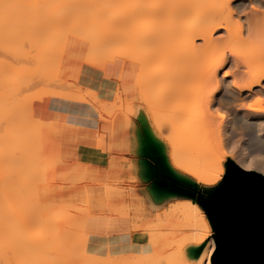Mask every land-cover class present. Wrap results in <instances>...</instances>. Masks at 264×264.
Wrapping results in <instances>:
<instances>
[{
    "label": "rangeland",
    "instance_id": "rangeland-1",
    "mask_svg": "<svg viewBox=\"0 0 264 264\" xmlns=\"http://www.w3.org/2000/svg\"><path fill=\"white\" fill-rule=\"evenodd\" d=\"M39 1L41 2V0H39ZM82 1L81 0H70V3H72V4L74 3V4H77L76 6H79L78 10L80 12H78V13H80L79 15L81 18L82 25L85 26L87 23L86 22V20H87L86 14L87 13H84V11L88 9L87 8L88 5L86 4L87 3L86 0H85L86 2L83 1V3H81ZM89 1L90 0H88V3H89ZM97 1H100V0H97ZM97 1L94 0L96 5L98 3H101V2L103 4V2L105 0L104 1L101 0L98 3H97ZM108 1L111 3L110 0H108ZM113 1L114 0H112V2ZM133 1H136V0H132L131 2H133ZM25 2L29 3V0H26ZM131 2L129 0V3H131ZM90 3H91V1H90ZM106 4H107V2H106ZM36 5H40V3H38ZM92 5H93V2L91 3V6ZM97 6L100 7V5H97ZM88 7H90V5ZM102 9H104V8L102 7ZM113 9L119 11L117 8H113ZM96 10H97V8L93 12V9H92L91 12H93L95 14ZM98 10H97V12H98ZM249 10H251V9L248 8L247 12H249ZM87 12H88V16H89L90 13L88 10H87ZM250 13H251V11H250ZM9 14L10 13H8V15H6V17L10 16ZM249 14H248V16H249ZM76 16L79 19L78 14H76ZM90 16L87 18H90ZM2 17H3V15L0 12V22L5 24L6 26L8 24L11 25V23H12L11 20L8 23H5L4 21H2V19H4ZM71 17H73V15L70 16V18L68 20H71L72 19ZM146 17L150 18V19L152 18L151 20H152L154 25L158 24L159 19L162 18L160 16H156V17L146 16ZM21 18L22 17H19V19H21ZM73 18H74L73 20L76 21V23H77L78 19L76 18V20H75V15ZM8 20H9V18L5 19V21H8ZM140 20H142V18L138 19V21H140ZM161 20H160L161 24H163V25L168 23V20H164V18H162ZM87 21H90V20L88 19ZM92 22L93 21L88 22V23H92ZM98 22H100V21L96 20L95 24ZM141 22H142V24L139 23L142 25L141 28L148 26V23L145 22V19L142 20ZM72 23L74 24V22H72ZM79 23H80V21H79ZM73 24H72V27H73ZM104 24H105V21L102 20L100 23L96 24V26L98 27V25H100L104 29V27H105ZM5 25H2V26L5 28ZM68 26H71L70 22H69ZM8 29H9V27H8ZM69 30L70 31L64 40L63 47L61 46L62 35H60V37H57V38H59V43H60L59 45H60V47H62V49L59 47L61 49L60 58L58 57L59 60H57V63L55 62L57 67H55V69L52 68L53 69L52 72L56 71L55 76H57L56 77L57 79H55V80H59V82L56 81L57 83H55V81L53 79L54 75H52L53 78L49 77V80H47V82H49V85L47 84V82H45V79L47 77L45 79H42V78H44V77H42V76H44L43 73L47 74L48 76H51V73H52L51 72V64H50L51 60H49L50 58H48L47 54H46L45 58L43 59L44 60V62L42 64L43 68L40 67L41 65L39 66L42 69V70L40 69L41 72L39 73V77L37 76L38 78L35 77V79H34L36 82V85H34L35 87L32 86L34 88L31 87V89L29 88L28 90H24L25 91L24 93H23V89H21V92H20V90H17L20 93L14 90L16 88L20 89V88H23L24 86L26 87V84H28L29 80L26 83L24 82L25 85L22 87L21 86L20 87L15 86L16 88L13 89L12 88L13 86H12L11 87L12 89L9 88L11 90V92L15 91V93H8V95H10V96L12 95L14 98H15V96H17L16 99L19 96L20 98H22V100L25 98L24 100L26 101V97L23 98L24 95L31 96L33 94L31 97L34 96L30 100L31 104H30V107H28L29 110L26 109L27 113L25 112L27 117H28L27 120L24 119L25 123H27L26 124L27 126H25V128L20 127V128L24 129L23 131L19 130L22 132V133L20 132L21 133L20 135L23 138V141L28 139V142L27 141L26 142L29 144V146H32L31 149L26 150V153L28 155V159H25L26 162L23 159H22V161H24V163H22V161H21L22 165L24 164V168H22L24 170V175H23V170H21V168H20L19 173H21L23 175L22 176L20 174L22 176V178H24V176H27L28 178L32 179V182H30L29 179L25 177L24 178L25 180H23L24 183L21 181V183L24 184L21 187L22 184H20V185L15 184V181H16V179H15L14 183L12 182L14 184V187L11 190H13L14 188H16V189L22 188L23 191L20 192V194L17 193L16 191H14V194H15V192H16V194H19L18 197H20V198L18 200L24 201L23 195L26 193V194H28L27 199L25 198L26 200H30V202L38 201L40 204H42V207L45 208V210L46 209L48 210V212L51 215L52 214L54 215L57 211L59 212L58 213L59 215H61V212L72 214L70 218L62 219L61 221H59V225H58L57 229L60 228L59 230L61 231L62 235L60 236L61 240L60 241L57 240L58 242L56 243V250L53 252V260L56 262V264H86V235L88 237H91V239H92L91 243L88 244V246H89L88 247V252H89L88 254L90 256L94 257L95 259L102 260L104 258L103 257L104 253L105 252L108 253L106 248L107 247L110 248L111 258H110V262H107L106 264H110V263L111 264H149L152 260H154L156 258H162V257H170V258H174V259H176V258H182L183 259L184 258V260H185L184 252L186 249H188V248L192 249L194 247L193 242H194L195 237H196V232H195V226H194L193 222L188 221L186 216H185V213L182 211H184L183 206L185 204H190L196 199L191 198V197L182 196V195H165L162 197H158L153 193L152 180L149 179L145 174L146 166H145L144 161H143L144 156L138 152L139 134H142L145 132V130L146 131L148 130L151 133L152 138L156 139L162 145L164 154L167 158L168 164H170V167L172 169H174L181 176L197 183L199 190L212 189V188L216 187L223 180L224 175L226 173V170H225V173L221 176V178L217 179L214 182H207L205 179V174H204L203 169L199 170V169H196L195 167H186L184 164H182L184 162V160L179 162V160H181V157H180L181 155L178 156L179 154L176 152V148L178 147V145L177 146L174 145L172 143V141H170V138L167 137L166 132L165 131L163 132V130L155 122L156 121L155 118H156L157 113H158L157 109L149 107L147 104H145L144 101L141 100V93L139 92L140 90H137L136 87L135 88L133 87L136 84L129 82V80L134 81V78H135L134 82H136V79H138L137 73H139V74L141 73V72H139L140 69L137 68L138 66H136V67L131 66L130 63H129V66L131 68L128 65L126 66L125 60L123 58L116 57L113 60L111 59L112 57L116 56L117 53L121 52L120 49L123 47L122 43L120 44V45H122L121 48L117 47V45H116V47L115 46L111 47L112 44L107 43V45H109V47L111 48V50H110L111 54H110V52H106L108 54L107 55L106 53L102 52L104 55H107V56L106 57L104 56V61L98 62V61L86 58V56H88V51H92V52L95 51V49H92L93 46H91V50H90V48H89L90 46L88 45L86 40L83 38V36L78 35V33L74 34L73 31L71 33L72 29H69ZM104 30H106V29H104ZM104 30H103V32H104ZM118 31H120V30H118ZM89 32H90V30H89ZM125 33L127 34V32H125ZM96 34H97V31H96ZM99 34L102 36V32L99 31ZM93 35H95V34H93ZM224 35H225L224 30L221 29V30H218V32H216V34L214 36L215 37H221ZM126 36L123 38L124 40L123 39L119 40V41L123 40L122 41L123 44H125V42L127 41L126 49L122 48L123 50L121 53H123V54H127L129 52V50L130 51L134 50V49L131 50L130 48H134V46H135L134 42H133L134 40L130 39V37H128V35H126ZM95 37H97V36H95ZM24 39L27 40V38H24ZM97 39H99V36ZM53 41L54 40H51V42H53ZM99 41L100 42L97 41V43H103L101 40H99ZM153 41H155V40H153ZM118 42L116 44H118ZM197 42H201V40L200 41L198 40ZM92 43H94V42H92ZM113 43H115V41ZM151 43L152 42H148V40L146 42H143V44L147 47H151V45H150ZM56 44H58V43H56ZM152 44L155 45L156 42H153ZM95 45H94V48H95ZM141 45L135 46L136 47L135 50L137 51L136 55H142L144 53V51L146 50L147 47L144 50ZM0 46H1L0 49L2 50V46H3L2 43L0 44ZM23 46H24V44H23ZM26 47H30V46H28V44L25 43V46L22 47L23 50H25ZM57 47H56V49H58ZM96 47L99 48L98 45ZM231 47H233V46H231ZM97 48H96V50H97ZM124 48H125V46H124ZM60 49H58V50H60ZM115 49L119 50V51L115 52ZM227 49H229V48H227ZM1 50H0V56L2 55ZM7 50H9V49L7 48ZM26 50H27V48H26ZM26 50H25V52L22 53V55H26L28 53V50L27 51ZM101 50H100V52H101ZM124 50L126 53L123 52ZM2 51H4V49ZM33 51L37 52L38 55L40 53V52H38V50L36 48L33 49ZM33 51L31 50V52H33ZM112 52L115 54H113ZM5 53H6V49H5L4 54ZM10 55H12V54H10ZM10 55H9L7 61L5 60V58L7 56L5 58L3 56H1V58L3 57L6 64L7 63L9 64V66H7L8 64L5 66L4 65L5 63L0 62V63H2V64H0V70L2 71L1 74L3 76H4V74H7V75H5L7 77H9L8 75L10 74L11 70H9L8 72H5L4 69H5V67H7V69L10 67L9 59L12 57ZM164 55H165V58L169 56V54H166V53ZM214 55H215V53L212 52V53L208 54L207 57L211 58ZM16 56H18V54ZM48 56H49V54H48ZM30 57H32V56H30ZM20 58H21V56H20ZM12 59H10V60H12ZM18 59L19 58H16V60H18ZM33 59H34V62L37 63V57L35 58V56H34ZM159 60H161V59H158V62H159ZM0 61H1V59H0ZM30 62H31V60H30ZM16 63H14V64H16ZM19 63H20V61H19ZM21 63H22V61H21ZM25 63H27V62H25ZM28 63H29V61H28ZM33 64L34 63H31L32 66H33ZM91 64H94L97 67H101V68L106 69V70L110 69V68L113 70V73H109V76H111L110 80H109L111 82L110 87H103V83H104V81H106V78L108 77L107 73L109 71H104L102 69H99V68L91 65ZM11 65L13 66V62ZM83 66L92 67L100 73V81L98 84H95L92 86L91 85L86 86V84L81 82V80H80V74L81 73L80 72L83 69ZM226 66L227 67L225 68V70H227V71L233 70L232 72H234L235 68H232L231 63L226 64ZM22 67H24L23 64H22ZM28 67L31 68L30 65ZM34 67L36 68V66H34ZM127 67L129 70L126 69ZM156 67L158 68L159 64ZM221 68H224V66L219 68L218 76L223 80V82L225 81L224 86H223L224 91H227L229 89L228 91L235 92L236 90L233 91L235 88L231 85L232 75L229 72V77H224L222 75V73L220 72ZM142 69H143V71H145V74H146L155 68L152 67V69H151V66H148L147 68L142 67ZM134 70H136L138 72H136ZM236 70H235V72H236ZM123 71H125L126 73L129 74V75L126 74V77H130L129 79L126 77L124 78L125 72H123ZM129 71H130V73H129ZM122 72L124 73V75H122ZM133 74H135L136 76L134 75L135 76L134 77ZM121 76H122V78L119 79V77H121ZM32 77H30V78H32ZM131 77H132V79H131ZM122 79L127 80L129 83H127V85H126V82H125V84H124L123 83L124 80H122ZM43 81L49 86L46 88V90L49 88L54 89V86L56 85L58 90L60 89L59 91H61L62 93L64 92V94H66V96H65L66 98L58 96V94H60V93H58L57 96H55L56 94L50 95L49 91L51 89L48 90V93H49L48 95L47 94L44 95V92H45V90H44L45 86L44 85L45 84H43L44 83ZM6 82H7V80H6ZM35 82H34V84H35ZM229 83H230V87H227V84H229ZM10 84H8V85H10ZM21 84H23V83H21ZM31 84L32 83L30 82V85ZM130 84H133L131 87H133L134 90H130V87L128 89L127 86H130ZM120 85H121V88H120ZM261 85H262V87L264 86L263 83ZM2 86L3 85H1V87ZM6 86L7 85H5V87ZM27 87H28V85H27ZM125 87L127 88V90L125 89ZM158 87L159 86H157V88ZM57 88L55 90H57ZM122 88H124V89L122 91H120V89H122ZM157 88H155V89L157 90ZM24 89H26V88H24ZM124 90H126L125 93L123 92ZM7 91L6 90H4V91L0 90V94H3L5 97L6 96L5 94ZM137 91H138V93H137ZM119 92H121V95L119 94ZM52 93H54V91ZM70 94H71V96H70ZM124 94L129 95V97L126 96V99H125V96H123ZM73 96L75 97L74 98L75 100H73V98H72ZM195 98H197V97H195ZM1 99L3 100V97ZM1 99H0V101H1ZM13 99H11V101ZM16 99H14V102H17ZM27 99H28V97H27ZM125 100H126V102H124ZM11 101L9 100V103ZM18 101H20V100H18ZM27 101H29V99ZM127 101L128 102L134 101L135 106H133V109L136 108V110H135L136 112L130 116L126 115V112H124V108L126 111V108L128 107ZM38 102H42V103L48 104V105H50L51 102H54V103H57L62 108H64L65 110L67 108V103L80 104L81 108H79V109L69 108V110H71L68 112L69 115L64 113V114L59 115V116H54L53 114H50L47 110H43L42 112L38 111L35 108L36 105L38 104ZM0 103H1L0 104V108H1L2 103H5V102L3 100V102H0ZM6 103H8V102H6ZM18 103L20 104V102H18ZM125 103H126V105H125ZM16 104H14V106ZM5 105L8 106V104H5ZM11 105L12 104H10V106ZM23 105L21 106V108L18 106L19 109L17 108L18 110H15V111L21 110L20 111V113H21L22 109H23L22 108ZM12 108H13V106H11V109ZM11 109L6 108L4 110V108H3L4 112H7V114H8V116H6V117H9V116L15 117L14 116L15 113L12 115L13 112L12 111L10 112ZM184 109L187 110V114L197 115L199 117L204 111L203 104L198 99H194V98H193V101L191 100L188 103V105L185 106ZM234 109L235 108H233V107L225 106L224 111L226 113H229V112L232 113V111ZM130 110H132V109H130ZM170 110H172V108H167L165 112L170 111ZM0 111H1V109H0ZM242 111H249V110H248V108H244V109H242ZM123 112H124V114H123ZM0 113L4 114L2 112H0ZM75 113H76L77 117L74 119L70 115L75 114ZM17 115L18 114H16V116ZM0 116H1V118H3L2 116H5V115H0ZM23 116H24V113H23ZM138 116H139V118H138ZM6 117H4V119H6ZM18 117H20V116H18ZM24 117L26 118V116H24ZM90 117L93 119L88 120ZM1 118H0V120H1ZM85 118H86V121H85ZM128 118H129V120H128ZM4 119H2V121H0V122L4 123L6 125L9 124L8 122L5 123ZM12 119H14V118H12ZM15 119H16V117H15ZM39 119H42L43 121H40ZM198 119L192 120L190 122V124H189L190 128L193 129L195 127L200 126ZM18 120H20V118ZM111 122L115 123V129H114L113 133H110L111 127H108L109 125L111 126ZM2 123L0 124V137L2 135L1 133H3V135H4L5 130H7V129H4L5 125H3ZM14 124L12 125V127L14 126ZM107 124H109V125L106 126ZM155 124H156V126H155ZM22 125H25V124H22ZM17 126L19 127V125H17ZM12 127H10V129H9V130H11L10 135H9L10 137H7V139H6L8 141V143H10L9 144L10 146H7L8 143L5 144L6 141H5V143L3 142V144L1 142L0 143L2 146V147H0L1 149L2 148L5 149L7 147L11 148L12 145L14 146V144H16L15 143L16 141L14 142V144L12 143L13 140H11V136H14L18 130L16 131L13 128V130L16 132L15 133L14 131H12ZM157 127H159L162 131L160 129H158ZM6 133L9 134V132H7V131H6ZM163 135H165L166 137ZM262 137L261 138L263 140L264 136H262ZM3 138H6V137H3ZM249 139L250 138L248 136H246L242 133H237L236 135H233L230 140L220 141L218 139L217 135L213 132V129H210V127L202 126L201 127V136H200V139L197 143V146H196L197 150L196 151L198 152V154L200 152H204V153H207L208 155H210L212 157H213L214 153L216 155L217 154H223L224 155V167H225V169L227 168L228 162L230 160H233L236 164H238L239 166H241L244 169L254 170V171L260 172L264 175V170L262 168V164L264 162V146L259 145L261 148L260 149L259 146L257 145V143L255 142V140H253V139L249 140ZM18 140L21 141L20 138ZM1 141H2V139H1ZM219 141L221 143H219ZM87 143L92 145L94 148L86 150V158H83L81 156L79 158H76L75 153H73V152L79 151V149H78L79 145H84ZM255 144L258 146V149H257V146ZM3 146H5V148ZM20 146H22V145H20ZM19 147L17 146L15 148L18 149ZM10 148H8V149H10ZM180 149L181 148H179V150H178V148H177V151H179V153L186 150L185 149V150L181 151ZM12 150L13 149L2 150L3 152L0 153L2 155V157H1L2 161L0 160L1 161L0 162L1 163L0 164L1 170H3V168L5 167L6 170L5 169L4 170L9 171L7 168H10L11 163L9 162L10 166H8L9 163L7 165H4L7 160H10L15 165L18 164V163H15V159L17 158V155H15L16 157L13 156V154H15V153L12 154ZM189 150H191V149H189ZM193 150L194 149H192L191 154H190V152L189 153L188 152L181 153V154L185 155L188 153L193 158V155H195L194 152L197 153L195 150L194 151ZM16 151L19 152L18 155L19 154L22 155L23 153H25V152H22V150L21 151L16 150V149L13 150V152H16ZM246 152H247V154H245ZM97 153H101L104 155L105 159L103 161L101 160L103 162L104 166L94 165L96 162V159H94L93 156ZM198 154L196 156L200 157L201 153L199 155ZM21 155H19L18 157H20ZM190 155L188 157L191 158ZM24 157H26V156H23L21 158H24ZM21 158H18L19 161L21 160ZM183 158H185V156H183ZM190 158L185 159V161L186 160L188 161ZM193 162H194V160H193ZM196 162H197V159H196ZM196 162H194V163H196ZM250 163H251V167H246L244 165V164L250 165ZM6 166H8V167H6ZM20 167H21V165H20ZM12 168H14V166ZM15 168H19V165H17ZM10 170H12V169H10ZM18 171H19V169H18ZM13 173H14L13 177L15 175L17 177V174L19 175V173L17 171L13 172ZM3 175L0 174V176H3ZM6 176H8V173L6 174ZM6 176H3V177L6 179ZM10 177L9 178L12 181V176L10 175ZM16 177H14V178H16ZM22 178L19 179L17 177V179H19V180H21ZM2 181L0 182V189L3 188L2 186L5 183V181H4V183ZM8 181H10V180H8ZM12 183H11V185H13ZM11 185H9L7 187L10 188ZM5 186L6 185H4V187ZM24 190H25V192H24ZM103 190H104V192H103ZM0 191H2V190H0ZM9 191H10V189L8 191L6 190L5 192L9 193ZM19 191H21V190H18V192ZM102 194H103V196H102ZM2 195H3V193H1V196ZM5 195H7V194H5ZM15 196L17 197V195H15ZM15 196L14 197L11 196V200L13 202L9 201L8 198L4 199V200L9 201V205H10L12 210H13V207L17 208V206H14V205L20 202V201H17L16 199H14V198H16ZM29 196H30V198H29ZM3 197H4V195H3ZM101 200H102V204H101ZM38 202L36 204H38ZM2 203H1V207L3 206L4 208H7L9 206L7 202H5V204H7L8 206L3 205ZM10 203H12V204H10ZM23 203L25 204L26 201ZM28 204H30V203H28ZM198 204H199L200 209H202V211L206 213V211L203 209V207L200 205L199 202H198ZM11 205H13V206H11ZM60 205H63V206H61L59 208ZM18 206H20V205H18ZM35 206L37 207V205H35ZM1 207H0V210L3 209ZM24 207H25V205H24ZM26 208H28V210L21 212L22 214H24V216L28 215L29 211L37 209L31 205H26ZM58 208H59V210H57ZM7 209H9V208H7ZM42 210L44 211V209H42ZM4 211L6 212L7 210L4 209ZM9 211L11 212V210L7 211L8 217L6 216V218H8V221H10V217H13L14 221L13 222L11 221L9 223L5 222L4 224H5L6 228H5V226L2 225L3 223L0 222L1 228L4 227V230L5 231L7 230V233L6 232L4 233L3 232L4 230L2 232L1 231L0 232H1V234L2 233L6 234V237H8L7 234L11 233V232L8 233V230H10V229H7V227L15 225L14 228L17 229L16 226L19 224L16 222L20 221L21 215H22L20 213V210H18L19 214L17 215L18 219L16 220L17 217L14 215L12 216V214H10ZM86 211H87V213H86ZM5 212H3L4 215L6 214ZM13 212H11V213H13ZM1 213H2V211H1ZM159 213L161 214V216L159 215ZM14 214H15V212H14ZM0 216H1V214H0ZM24 216L22 215V217H24ZM86 216L89 219L87 221H90L93 218L92 219V221H94L93 226L91 225V227H88V226H90L89 224H88V226H86V223H84V222H86L85 221ZM206 217L208 218L207 213H206L205 218ZM6 218L4 219L2 217L0 219L6 220ZM4 220H2V222ZM92 221H90V222L93 223ZM161 221H162V223H161ZM7 223H8V225H7ZM84 224H85V226H84ZM135 224L136 225L138 224L140 226H135ZM141 224H144V225L141 226ZM1 228H0V230H1ZM8 228H13V226L8 227ZM14 228L12 230H14ZM33 228H31L29 230V232L32 234H36L35 232H33V231H36V228H35V230L32 231ZM15 233H17V231ZM4 234H2L1 236H3ZM12 235H13V232H12ZM212 235L214 237L215 231L212 232ZM197 236H199L198 233H197ZM6 237L4 238V236H3V238L6 239L7 241L0 238V264H7L8 261L11 262L9 264H14L15 263L14 259L16 260V263L21 262V261H19V260H21V256H19L20 251L18 252V250H20V248L17 250L16 247L12 246L13 243L11 240L14 238H12L10 240L11 241L10 242ZM16 237H18V235ZM60 237H58L57 239H59ZM106 238H108V244H106V241H105ZM15 240H17V239H15ZM214 240H215V238H214ZM17 241L19 242V240H17ZM18 242H17V244H18ZM192 244H193V246H192ZM10 246H11V248H10ZM92 249H95L96 251H94ZM22 250L25 251L26 253L28 252L27 250H24V248ZM91 251H94V252H91ZM23 254H24V252H23ZM27 254H25V255H27ZM31 255H32L31 257H34L35 253L32 252ZM19 257H20V259H19ZM28 257H30V255ZM29 259H27V260H29ZM17 260H18V262H17ZM3 261H5L6 263ZM13 261H14V263H12ZM22 262L19 264H22ZM185 263H186V260H185L184 264ZM24 264H26V262H24ZM35 264H39V263L35 262ZM211 264H212V262H211Z\"/></svg>",
    "mask_w": 264,
    "mask_h": 264
},
{
    "label": "bare ground",
    "instance_id": "bare-ground-1",
    "mask_svg": "<svg viewBox=\"0 0 264 264\" xmlns=\"http://www.w3.org/2000/svg\"><path fill=\"white\" fill-rule=\"evenodd\" d=\"M25 1L26 0H0V12L3 15L2 18H4L2 19V21H4L5 23H8L11 20L13 23V24L11 23V25L8 24L6 26L5 24L0 22V29H1L0 30V41H1L0 44L2 43L3 45L2 50L4 49V51L0 49L1 54H2L1 56H3L4 58L7 56L5 58L6 61L10 54H12L10 55L12 56L10 59L13 58L12 60L9 59L10 67L8 69L7 67H5L4 69L5 72H8L9 70H11L10 71L11 75L10 74L8 75L9 77L5 76L7 74H4V73H3L4 74L3 76L1 74L2 71L0 70V79H1L0 80L1 81L0 90L9 91V92L8 91L6 92L5 97L3 94H0V99L3 97V100L5 102V103H2L1 108H0L1 109L0 112L4 113V114L0 113V115H5V116H2L3 118H1L0 116L1 118L0 121H2L4 117L8 116L7 112H4V110L6 108L11 109V106H13V108L10 110V112L11 111L13 112L12 115L15 113L14 116L16 117V119L13 116L6 117L4 121L5 123L7 122L9 123L7 125L0 122V124L2 123L3 125H5L4 129H7L5 130V134H4L5 136L3 135V133H1L2 135L0 137V143L2 142L3 144V142L5 143V141H6L5 144L8 143L6 139L7 137H10L9 135H10L11 130L9 129L10 127H12L14 123H15L14 124L15 127L14 126L12 127V131L18 130L17 131L18 134L14 131L16 133L15 134L16 136L14 135L15 137L11 136V140H13L12 143L14 144V142L16 141L15 142L16 144H14V146L12 145V147L10 148V147H7V146H10L9 145L10 143H8V145L6 146L7 148H5V146H3L5 149L0 148L1 149L0 153L3 152L2 150H10V149L15 150L16 149V150H19V151L22 150V152H25L23 153L24 155L23 154L22 155L26 156L24 158H21L23 156L19 154L21 156L18 157L19 152L16 151L17 152L16 153V152H13L12 150V154L15 153L13 154V156L17 155V158L15 159V163H18L17 165H19V168H15L17 165L13 164L10 160H7L8 162L6 161L4 165H7L9 162L11 163V166H10V163L8 164L10 168H7L10 172L12 171L11 173L9 171H5L6 170L5 167L3 168V170H1V166H0L1 175L5 173L3 176H6V174L8 173V176H6V179L3 176H0V179H1L0 182L3 180L2 182L4 183L5 181L6 183V184L4 183V185L6 186L4 187L3 185L2 186L3 188L0 189L2 190L0 192L3 193L4 195L3 197V195L1 196V193H0V201H1L0 207H1L2 202H3L2 203L3 205L8 206L9 201L13 202L11 200V196L14 197L15 195H17L18 197L20 192L23 191L22 188L21 189L14 188L15 190L14 189L11 190V189L14 187L13 183L15 179H16L15 184L16 185L22 184L21 185L22 187L24 185L23 184L24 183L23 180H25L24 178L25 177L28 178L27 176H24V178H22V176L24 175V170L22 169L24 168V164L22 165V163H24V161L26 162L25 159H28L26 150H29L32 148V146H29V144L27 143L28 139L23 141V138L20 135L22 132L19 130L23 131L24 130L23 128L27 126L26 125L27 123H25V120H27L28 118L26 113H27V110H29L28 107H30V104H31L30 100L34 96L31 97L33 94L31 96H28V95L26 96L23 94L24 95L23 98L26 97V101H25L24 100L25 98L22 100V98L18 96L19 99L18 98L16 99L17 96H15L14 98L12 95H11L12 97L8 95V93H15V91L17 90H20L21 92V89H23V93H24L25 92L24 90H28L29 88L31 89L32 86L36 85V82L34 79L35 77L36 78L39 77V73L42 70L41 68H43L42 67L43 66L42 64L44 62L43 59L45 58L46 54H47V57L50 58L49 60H51L50 61L51 62L50 63L51 72L53 70L52 68L55 69V67H57L56 63H57V60H59L58 57L60 58L61 49L63 47L64 40L70 31L69 29H72L71 33L73 31L74 34L78 33V35L83 36V38L86 40V42L90 46L89 47L90 50H91V46H93L92 49H95V51L92 52V51L87 50L88 56H86V58H89L91 60H95L98 62L104 61V56L106 57L108 55L106 52H110L111 50V48L109 47V45H107V43H111L112 44L111 47L112 46L116 47L117 45V47L121 48L123 45L122 48L126 49L127 41L126 40H125L126 42L124 41L125 44H123L122 42L124 40L123 38L126 35H128L130 39L134 40L133 42L135 46L137 45L139 46L142 44L141 46L143 47L144 50L147 46H145L143 42H146L147 40L148 42H152V43L156 42L155 45L151 43L150 44L151 47H147L142 55H136L137 51L135 50L136 47L134 46V48H130L131 50L132 49L134 50L132 51L129 50L127 54L121 53L123 50L121 48L120 49L121 52L117 53L116 56L112 57L111 59L113 60L116 57H120L125 60L126 66L127 65L129 66V63L133 67L138 66L137 68H139L140 69L139 72H141L140 73L141 75L137 73L139 77L137 76L138 79H136V82L137 81L138 82L137 83L134 82L135 78H134V81L129 80V82L136 84L133 87L134 88L136 87L137 90H140L139 92L141 93V100H143L145 104H147L149 107L157 109L158 113L155 118L156 120L155 122L163 130V132L164 131L166 132V135L167 137L170 138V141H172L174 145L176 146L178 145L177 147L178 150L179 148H181L180 149L181 151L188 149L187 151L186 150L182 152L180 151L181 153L190 152L191 154L192 149H194L195 151L197 150L196 146L201 136L202 126L210 127V129H213V132L217 135L220 141L230 140L233 135H236L237 133H242L248 136L250 139L255 140L258 146L259 145L264 146V139L262 140L263 138L262 136H264V86L262 87L261 85L262 83L264 84V0H136L133 2H131L132 0H130L131 3H129V0H114L113 2L112 0H110L112 4L108 0H105V1L102 0L105 2V3L103 2V4L102 2L98 3L101 0L100 1L95 0L98 3L97 5H100V7L96 5L94 0H90L91 3L93 2L94 6L93 5L91 6L90 1L88 3V0H86L87 1L86 4L88 6L90 5V7L86 5L88 8L87 10L90 13L89 16L92 14L90 18H87L89 17L88 12L87 10L84 11V13H87L86 19L90 20V21L86 20V22L87 23L91 21L93 22L88 23V24L86 23L85 26L82 25L81 23V18L79 15L80 13H78L80 12L78 10L79 6H76L77 4L70 3V0H41V2L39 0L38 1L29 0V3ZM83 1L86 2L85 0ZM83 1L81 3H83ZM106 2L108 5L106 4ZM38 3H40V5H36ZM102 7L104 9H102ZM96 8L97 10L98 9L99 10L98 12L96 10L94 14L93 12ZM113 8H117L119 11ZM248 8L251 9L249 10V12H247ZM92 9H93V12H91ZM8 13H10L9 15L11 17L10 16L6 17ZM76 14H78L79 19L77 18ZM72 15L73 17L75 15V20L76 18L78 19L77 23L76 21L73 20L74 19L73 17H71L72 18L71 20H68L70 16ZM146 16L148 17L149 16H153V17L160 16L164 18V20H168V23L165 25L161 24L162 18H160L158 21V24L154 25L151 20L152 18L150 19V18H147ZM19 17H22V18L19 19ZM8 18L9 20L5 21V19H8ZM141 18L142 20L145 19V22L148 23V26L141 28L142 20L138 21V19H141ZM96 20L100 22L102 20L105 21L104 29L106 30H104L103 27H101L100 25H98L97 27L96 24L100 22L95 24ZM69 22L71 23V26H68ZM72 22H74V24ZM72 24H73V27H72ZM2 25H5V28ZM221 29L224 30L225 35L221 37H215L214 35L216 34V32H218V30H221ZM98 30L102 32V36L99 34ZM116 30L117 31L120 30V31L117 32ZM96 31H97V34H96ZM125 32H127V34ZM60 35H62V40H61L62 47H60L59 38H57V37H60ZM98 36H99V39H97ZM24 38H27L29 42L25 40ZM120 39H123V40L119 41ZM51 40H54V41L51 42ZM99 40H101L103 43H97V41L100 42ZM198 40L199 41L201 40V42H197ZM114 41L115 43H113ZM24 42L28 44V46H30V47H26L28 50V53L26 55H22V53L25 52L26 50V48L25 50H23L22 48L25 46ZM92 42H94L96 45ZM117 42L118 44H116ZM121 43L122 45H120ZM94 45H95V48H94ZM97 45L99 48L96 47ZM56 47L58 49L60 48L61 49L58 50L56 49ZM7 48L9 50H7ZM35 48L38 50V52H40L39 55L37 52L33 51V49ZM5 49H6L7 54L6 53L4 54ZM31 50L33 52H31ZM117 51L119 50L115 49V52ZM102 52L106 53L107 55H104ZM123 52H125V50ZM212 52H214L215 55L211 58H208L207 55ZM165 53L169 54V56L166 58L164 55ZM17 54L18 56H16ZM1 56H0V59H1L0 62L5 63L4 65L6 66L8 63L6 64L3 57L1 58ZM20 56L22 59L20 58ZM34 56L35 58L37 57V63L34 62V59H33ZM16 58H19V59L16 60ZM158 59H161V60H159L158 62ZM12 62H13L14 67L11 65ZM31 63H34L33 66L31 65ZM229 63H231L232 68H235V70L237 69L236 72L235 70L234 72H232L233 70L229 71L230 74L232 75L231 85L235 88L233 90V91L236 90L235 92L228 91L229 89L227 91H224L223 86H224L225 81L223 82V80L218 76L219 68ZM22 64L24 67H22ZM158 64H159V67L157 68L156 66ZM29 65L31 68L28 67ZM7 66H9V64ZM34 66H36V68ZM148 66H151V69L152 67L155 69H152L149 73L145 74V71H143L142 67L147 68ZM126 69L129 70L128 67ZM123 72H122V75H124ZM55 73L56 71H53L51 73V76H48L47 74L43 73L44 76L42 77L44 78L42 79H45L47 77L45 79V82H47V80H49V77L51 78L54 77L53 79L55 83H57L56 81L59 82V80H55L57 79L56 78L57 76H55L56 75ZM126 74L128 73L125 72L124 78L126 77ZM135 74H133V76ZM52 75L54 76L52 77ZM30 77H32L33 79ZM120 78H122V76L119 77V79ZM126 78L129 79L130 77H126ZM30 79L34 81L32 82ZM122 80H124L123 82L124 84L126 82V85L127 83H129L125 79H122ZM24 82L25 83L28 82V84H26V87L24 86L25 85ZM30 82L32 83L31 85H30ZM45 82L43 83L45 84L44 90L46 92V93L44 92V95L46 94L48 95L49 94L48 90H50L51 88L46 90V88L49 87L48 86L49 82H47L48 85ZM1 85L3 86L1 87ZM5 85L7 86L5 87ZM132 85L133 84H130V86H127L128 89L130 87V90H134V88L131 87ZM15 86L16 87L24 86V87L19 89V88H16ZM157 86L159 87L157 88ZM11 87L13 89L16 88L14 89L15 91L11 92V90L9 89ZM55 87L57 88V86L55 85L54 89H51L49 91L50 95L56 94L55 96H57V94L60 93L58 94V96L66 98L65 97L66 94H64V92L62 93L61 91H59L60 89L58 90V88L57 90H55L56 89ZM227 87H230V83L227 84ZM120 88H121V85H120ZM155 88H157V90ZM123 89L124 88L120 89V91H122ZM125 89L127 90L126 87ZM52 90L54 91V93H52L53 92ZM126 90H124L123 92L125 93ZM119 94L121 95V92H119ZM123 96H125V99H126V96L129 97V95H126V94H124ZM258 96L262 98L261 102L259 103L256 102V97ZM27 97L29 101H27L28 100ZM10 98L16 99L17 102H14V99L11 101ZM72 98L73 100H75L74 96ZM193 98L198 99L203 104L204 111L200 115V117L197 115H189L187 114V110L184 109L185 106H187L191 100L193 101ZM3 100L1 99L0 102H3ZM9 100L11 101L10 103H9ZM134 101H131V102L127 101L128 107L126 108V111L124 108V112H126V115L130 116L136 112L135 111L136 108L134 107L135 109H133V106H135ZM18 102H20V104ZM124 102H126V100ZM22 103L23 104L25 103L24 104L25 106ZM5 104H8V106ZM10 104L12 105L10 106ZM14 104H16L17 106L16 105L14 106ZM248 104H253V109H249L247 107ZM22 105H23L22 107L23 109L21 113H20L21 110L15 111V110H18L19 107L21 108ZM225 106L233 107L235 109L232 111V113L230 112L226 113L224 111ZM167 108H172V110L165 112ZM244 108H248L249 111H242V109ZM255 109H260V110L257 111ZM23 113H24V116H26V118L23 116ZM16 114L18 115L16 116ZM19 118L21 121L18 120ZM196 119H198L200 126L195 127L193 129L190 128L189 126L190 122ZM39 120L43 121L42 119H39ZM22 124H25V125H22ZM17 125H19V127ZM20 127H23V128H20ZM159 127L157 128L160 129ZM6 131L9 132V134L6 133ZM2 136L6 138H3ZM19 138L21 141L18 140ZM220 141L219 143H221ZM19 144L22 146H20ZM17 146L18 147L20 146L19 148L21 150L19 148L18 149L15 148ZM258 146H257V149H258ZM0 147H2L1 144H0ZM177 148H176V152L179 154L178 156L181 155L180 156L181 160H179V162L184 160L182 164H184L186 167H195L196 169H199V170L203 169L204 174H205V179L207 182H214L217 179L221 178V176L225 173L226 169L224 167V155L223 154L216 155L214 153L212 157L208 155L207 153L200 152L201 156L197 157L196 155L198 154V152L196 151L197 153L194 152L195 155H193V158H192V156L188 153H187L188 155L179 153V151H177ZM245 154H247V152ZM182 155L185 156V158H183ZM189 155L191 156V158L188 157ZM1 157L2 155L0 154V160H1ZM18 158H21V160L19 161ZM188 158L190 159L188 161L187 160L185 161V159H188ZM22 159L24 161H22ZM196 159H197V162H196ZM193 160L196 163H194ZM244 165L246 167L249 166V164H244ZM13 166L16 170L12 168ZM20 168L21 170H23V175L19 173ZM262 168L264 170V162L262 164ZM16 171L19 173V175L16 173L17 177L19 179L22 178L21 180L17 179L16 175L14 176L16 178L13 177V174H14L13 172H16ZM10 175L12 176V181L10 179L11 178ZM28 179L30 182H32V179L30 178ZM8 180H10L11 182ZM21 181L23 183H21ZM11 183L13 185H11ZM9 185H11L12 187L11 186L10 188L7 187ZM9 189H10L9 193L8 192L6 193L5 191L6 190L8 191ZM18 190H21V191L18 192ZM14 191H16L19 194H16V192L14 194ZM27 195L28 194L26 193L23 195L24 201L18 200L20 197L17 198L15 196L16 198L14 199L20 202L14 205V206H17V208L13 207V210L11 209L10 205L7 207L9 209L4 208L2 206L1 208L3 209L0 210V214H1L0 218L3 217L5 219L6 216L8 217L7 211L11 210V212L14 211L15 214L14 212L11 213L9 211L10 214H12V216L13 215L16 216L17 217L16 220H17L18 219L17 215L19 214L18 210H20V213L25 210H28V208H26V205H31L35 208H37L38 206L39 207L36 210L29 211L28 215L24 216V214L21 213L24 217H22L21 215L20 221L18 220L19 222H16L19 224V225L16 224L17 229L14 228L15 225H12L14 230H12L13 228H8L12 226L7 227V229H10L8 230V233L11 232L7 234L8 237H6V234H4L5 232L7 233V230L5 231L4 227H2L3 228L2 229L0 226L1 228L0 231L2 232L4 230L3 231L4 233L2 234H4L3 235L4 238L6 237L9 241L12 238H14L11 240L13 243L12 246L16 247L17 250L20 248L18 252L20 251L19 256H21V260L19 261L21 262L23 261L22 264H24V262H26V264L28 263L35 264V262L39 264H56V262L53 260V252L56 250V243L61 240L60 236L62 235L61 231L59 230L60 228L57 229L59 225V221H61L62 219L70 218L72 214L61 212V215H59L58 214L59 212L57 211L54 215L53 214L51 215L48 212V210L47 209L45 210V208L42 207V204H40L38 201L30 202V200H26L28 197ZM7 198L9 199V201L4 200ZM25 201L26 203L24 204L23 202ZM5 202H7L8 205L5 204ZM37 202L38 204H36ZM23 204L25 205V207ZM35 205H37V207ZM61 206L63 205H60L59 208ZM183 207H184L183 208L184 211L182 212L185 213V216L188 221L193 222L195 226V232H196V237L193 242L194 247L192 249L188 248L184 252V257L186 260L185 264H211L212 256L215 252L216 242L212 235V232L214 231V229L210 222V219L207 217L205 218L206 213L203 212L202 209H200L199 204L196 200H194L190 204H185ZM59 208L57 210H59ZM4 209L7 211L5 212ZM42 209H44V211ZM3 212H5L6 214L4 215ZM159 215L161 216L160 213ZM92 219L90 221H92ZM2 220L0 222L3 223L2 224L3 226H5L4 224L5 222L9 223L11 221L12 222L14 221L13 217H10V221H8V218H6L7 221L4 220L2 222ZM87 220L89 219L86 216V220H85L86 222H84L86 223V226H88V224L90 225L88 227H91V225L92 226L94 225V221H92L93 223H91L90 221H87ZM143 225L144 224H141V226ZM135 226H140V225L135 224ZM31 228H33L32 231L35 230L36 228V231H33L36 234H32L29 232ZM15 230L17 231V233H15L16 232ZM12 232L14 236L12 235ZM197 233L199 234V236H197ZM16 234L18 235V237H16L17 236ZM3 236H1L0 238H2L3 240H6L3 238ZM58 237L60 238L57 239ZM15 239L19 240V242ZM16 241L18 242V244ZM91 241H92L91 237H88L86 235V264H89V263L90 264H106L107 262H110L111 250L109 247L106 248L108 253L106 252L104 253L103 255L104 258L102 260L95 259L94 257L88 254L89 253L88 244L91 243ZM105 241H106V244H108V238H106ZM202 244H204L202 251L195 254L193 252V249ZM23 248L24 250L28 251L27 253L30 255V257H28L29 255L25 251L22 250ZM92 250L96 251L95 249H92ZM94 251H91V252H94ZM32 252L35 253L34 257H31ZM185 260L184 258L174 259L170 257H162V258H156L152 260L149 264H184ZM14 261L16 263L15 259ZM14 261L12 263H14ZM9 263L11 262L8 261L7 264ZM19 263H16V264H19Z\"/></svg>",
    "mask_w": 264,
    "mask_h": 264
},
{
    "label": "water",
    "instance_id": "water-1",
    "mask_svg": "<svg viewBox=\"0 0 264 264\" xmlns=\"http://www.w3.org/2000/svg\"><path fill=\"white\" fill-rule=\"evenodd\" d=\"M138 152L153 193L196 199L206 211L215 231L212 264H264V175L230 160L223 180L212 189L198 184L170 167L162 145L145 130L139 134ZM204 244L193 249L202 251Z\"/></svg>",
    "mask_w": 264,
    "mask_h": 264
},
{
    "label": "crops",
    "instance_id": "crops-1",
    "mask_svg": "<svg viewBox=\"0 0 264 264\" xmlns=\"http://www.w3.org/2000/svg\"><path fill=\"white\" fill-rule=\"evenodd\" d=\"M91 65L97 67L94 64H91ZM97 68L102 69L104 71H109L107 73L108 77L106 78V81H104V83H103V87H110L111 86V82L109 80H110L111 76H109V73H113V70L111 68L107 69V70L103 69L101 67H97ZM80 73H81L80 74V80H81L82 83L86 84V86H89V85L92 86V85L98 84L99 81H100V73L97 70H95L94 68H92V67L83 66V69L81 70ZM35 108L38 111H40V112H42L43 110H47L50 114H53L54 116H59V115H62L64 113L69 115L68 112L71 111V110H69V108H71V109L72 108L79 109V108H81V105L80 104L67 103V108L65 110L64 108H62L61 106H59L57 103H54V102H51L50 105L44 104L42 102H38V104L36 105ZM70 116L73 117L74 119L77 117L76 113L75 114H71ZM92 119L93 118L90 117L88 120H92ZM85 121H86V118H85ZM108 125L109 124H107L106 126H108ZM108 127H111L110 128V131H111L110 133H113L114 129H115V123L111 122V126L109 125ZM88 143L84 144V145H79L78 146L79 151H74L73 152V153H75L76 158H79L80 156L83 157V158H86V150L94 148L92 145H90ZM93 157H94V159H96V162H95L94 165H96V166H104V164L102 162L105 159L103 154L97 153ZM103 192H104V190H103ZM102 196H103V194H102ZM101 204H102V200H101Z\"/></svg>",
    "mask_w": 264,
    "mask_h": 264
},
{
    "label": "snow or ice",
    "instance_id": "snow-or-ice-1",
    "mask_svg": "<svg viewBox=\"0 0 264 264\" xmlns=\"http://www.w3.org/2000/svg\"><path fill=\"white\" fill-rule=\"evenodd\" d=\"M226 67H227V66L225 65L224 68H221V69H220V72L222 73V75H223L224 77H229V71L225 70ZM261 100H262L261 97H259V96L256 97V102H257V103L261 102ZM247 107H248L249 109H253V104H248ZM255 110L259 111L260 109H255ZM248 167H251V165H249Z\"/></svg>",
    "mask_w": 264,
    "mask_h": 264
}]
</instances>
